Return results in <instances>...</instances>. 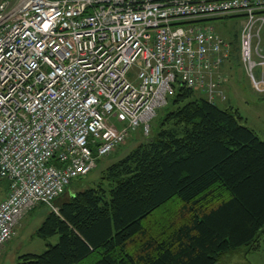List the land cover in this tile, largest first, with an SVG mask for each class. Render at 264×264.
Listing matches in <instances>:
<instances>
[{"label":"built area","instance_id":"obj_1","mask_svg":"<svg viewBox=\"0 0 264 264\" xmlns=\"http://www.w3.org/2000/svg\"><path fill=\"white\" fill-rule=\"evenodd\" d=\"M231 15L245 19L240 60L264 94V0H0V250L23 215L56 210L72 180L137 129L148 136L177 82L226 99L227 44L195 22Z\"/></svg>","mask_w":264,"mask_h":264},{"label":"trees","instance_id":"obj_2","mask_svg":"<svg viewBox=\"0 0 264 264\" xmlns=\"http://www.w3.org/2000/svg\"><path fill=\"white\" fill-rule=\"evenodd\" d=\"M228 17L242 16L219 18ZM243 120L237 108H221L177 82L158 129L151 133L150 126L97 183L66 196L84 176L74 179L53 201L56 210L39 204L49 212L35 234L58 241L14 264H219L243 248L257 250L264 235V141ZM7 188L4 179L2 198ZM170 202L181 203L176 218L169 206L155 213Z\"/></svg>","mask_w":264,"mask_h":264},{"label":"rangeland","instance_id":"obj_3","mask_svg":"<svg viewBox=\"0 0 264 264\" xmlns=\"http://www.w3.org/2000/svg\"><path fill=\"white\" fill-rule=\"evenodd\" d=\"M245 19L242 17H228L217 18L203 22L204 26L213 27L215 33H217L227 44V56L223 63V67L220 68V73L223 76V80L219 87L223 92L225 87V94L227 98L224 101L218 100L217 104L221 108L232 106L237 108L240 114L243 116V124L254 130L257 136L264 141V94L256 91L252 85L249 75L246 73L245 68L240 60V38ZM260 40V46L264 52V25L260 30L259 37H254V43ZM237 48V49H235ZM234 50V51H233ZM233 52L235 55L239 54V62L236 64L230 62V55ZM234 55V56H235ZM224 67L227 68L225 73ZM164 113V107L157 110V115L152 119L151 133L158 129L160 119ZM121 117L119 114L114 113L112 121L115 125L121 123ZM120 121V122H119ZM145 136L141 134V130L137 129L133 136H130L126 141L116 150L102 157L97 161L96 166L84 176L82 181H73V185L68 189V194L77 191L79 186L86 187L89 184H95L99 180L100 171L107 167V165L123 157L129 150L135 145L141 142ZM67 196V194H65ZM2 197L0 196V200ZM176 201V199H175ZM171 203V204H170ZM165 206H162L155 213L159 215L161 209L169 206L172 209L173 217L178 216V212H181V203L170 202ZM180 204V205H179ZM56 207V204L55 206ZM49 212V208L45 205H38L34 209L27 212L19 220V223L15 229V234L12 238L3 246L6 247L4 254L0 256V264H13L16 258L21 254L35 253L41 254L47 248L49 244H55L58 241L57 236L48 238H40L35 233V230L41 224L45 215ZM159 213V214H158ZM160 221L168 219V216L163 218H157ZM145 224V221H144ZM147 226V225H146ZM264 235L261 236L259 241V248L257 250L248 251L246 249L240 250L238 253L226 256L219 264H264Z\"/></svg>","mask_w":264,"mask_h":264},{"label":"crops","instance_id":"obj_4","mask_svg":"<svg viewBox=\"0 0 264 264\" xmlns=\"http://www.w3.org/2000/svg\"><path fill=\"white\" fill-rule=\"evenodd\" d=\"M242 18V17H241ZM213 28V27H212ZM223 38V37H222ZM224 39V38H223ZM235 49H237V48H235ZM234 51V50H233ZM235 54L233 53V52H231V55H230V62H234V63H238L239 62V54H237V55H235ZM223 67V66H222ZM225 69H224V71H225V73H226V71H227V68L226 67H224ZM225 87H224V89H223V93L225 94ZM225 96H226V94H225ZM226 98H227V96H226ZM76 192V191H75ZM75 192H73V193H71V195H73ZM67 195L68 196H70L68 193H67ZM34 209V208H33ZM5 249H6V247L4 248H2L1 250H0V256H2L3 254H4V251H5ZM32 254H35V253H32ZM17 259V258H16ZM15 263V262H14ZM13 263V264H14Z\"/></svg>","mask_w":264,"mask_h":264}]
</instances>
